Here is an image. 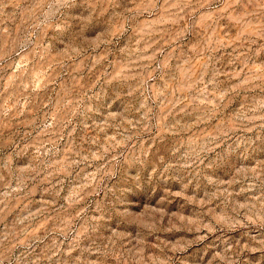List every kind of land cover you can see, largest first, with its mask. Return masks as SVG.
I'll return each instance as SVG.
<instances>
[{"label": "rangeland", "instance_id": "1", "mask_svg": "<svg viewBox=\"0 0 264 264\" xmlns=\"http://www.w3.org/2000/svg\"><path fill=\"white\" fill-rule=\"evenodd\" d=\"M0 264H264V0H0Z\"/></svg>", "mask_w": 264, "mask_h": 264}]
</instances>
